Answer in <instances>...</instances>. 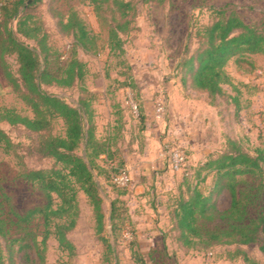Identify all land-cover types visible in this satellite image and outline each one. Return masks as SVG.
<instances>
[{
  "label": "rangeland",
  "instance_id": "rangeland-1",
  "mask_svg": "<svg viewBox=\"0 0 264 264\" xmlns=\"http://www.w3.org/2000/svg\"><path fill=\"white\" fill-rule=\"evenodd\" d=\"M125 1L133 2L135 10L129 17L130 31L122 35L123 54L110 51L100 20L88 3L44 0L30 12L42 21L48 35L53 69L67 62L74 43L71 35L61 31L59 14H66L67 18L70 11L76 12L98 40L97 51L78 50L79 59L86 65V91L80 85L45 89L74 107L79 106L81 99L90 100L95 135L110 144L111 157L105 155L96 161L108 172L97 169L95 174L104 201L106 235L116 248L114 264H245L228 261V251L233 249L229 247L185 251L176 240L177 234L167 229L172 226L174 198L185 190L184 178L196 184V171L209 155L223 152L229 139L240 141L249 152L264 148V55L231 59L225 68L231 83L223 86L224 94L215 100L184 86V70L177 69V64L186 45L190 44L191 53L198 48L197 39L189 38V34L214 20V8L236 12L245 22L254 24L264 19V0ZM27 43L36 45L34 41ZM8 62L17 74L16 56ZM0 108H13L32 116L8 84L1 65ZM0 128L15 144L9 152L0 151V200L4 202V216L16 221L14 213L25 214L45 204L43 194L20 178V162L37 170L59 166L35 151L37 134L6 123L0 124ZM53 133H64L61 120L54 122ZM175 152L186 157L179 170L173 167ZM78 153L83 155V151ZM117 169L126 170L128 177L122 188L112 181ZM205 175L203 172L202 177ZM245 179L252 185L256 182ZM212 183L210 175L201 187L208 193L207 187ZM78 200L77 226L68 235L76 247V256L61 252L56 239L51 237L45 252L46 264H108L103 261V244L96 235L92 207L83 192L78 194ZM113 201H117L115 206L120 214L116 223L122 225L116 245L110 220ZM263 203V199L255 200L248 211L249 218L261 213ZM218 204L225 208L228 197L222 194ZM29 228L40 242L43 220L34 218ZM10 235L19 238L23 234L12 226ZM131 243H135L134 250L142 262L133 258ZM245 250L264 264L257 245ZM15 264H38L35 252L23 250L17 254Z\"/></svg>",
  "mask_w": 264,
  "mask_h": 264
},
{
  "label": "trees",
  "instance_id": "trees-1",
  "mask_svg": "<svg viewBox=\"0 0 264 264\" xmlns=\"http://www.w3.org/2000/svg\"><path fill=\"white\" fill-rule=\"evenodd\" d=\"M29 1L0 0V65L8 84L31 110L32 116L23 115L13 108H0V124L22 126L37 134L35 151L41 157L52 159L59 168L37 170L20 162V178L43 194L45 204L25 214L14 213L16 221H13L4 216V202L0 200V264H15L17 254L23 250H33L38 264H46L45 252L51 237L56 239L61 252L75 257L76 247L68 235L77 226L80 192L85 194L92 207L96 235L103 244V261L114 264L117 260L116 248L106 235L104 201L95 174L97 169L103 170L97 165V159L105 155L111 157L110 144L101 142L95 135L94 111L90 100L81 99L79 106L74 107L45 89L80 85L86 91L83 87L86 65L79 59L78 50L97 51L98 40L87 30L76 12L70 11L67 18L66 14H59L61 31L71 35L74 43L67 62L53 69L48 35L42 21L30 13L44 0ZM65 1L93 6L110 51L124 53L122 35L130 31L129 17L135 10L133 2ZM213 14L215 18L209 25L189 34V38L197 39L198 48L191 53L190 44L186 45L177 69L184 70V86L189 85L193 91L215 100L224 94L223 86L231 83L225 69L231 59L244 60L247 56L264 55V19L249 24L236 12L228 13L222 8H214ZM27 41H34L36 45H30ZM12 56L17 59V74L13 73L8 62ZM56 120L63 122L62 135L53 133ZM14 147L9 135L0 128V151L9 152ZM79 151H83V155ZM203 172H206L204 177ZM125 173L126 170L117 169L116 174L112 175L115 186L120 188L115 178ZM210 175L213 183L207 187L209 191L206 193L201 185L207 182ZM248 177L256 181L254 185L245 179ZM196 178L198 182L193 184L185 177V190L174 198L170 231L177 234L179 246L185 251L229 247L233 248L228 251L229 262L261 264L250 256L245 247L257 245L264 256V203L258 216H248L255 200H264V148L249 152L240 141L229 139L223 152L208 156L196 171ZM222 194L229 199L225 208L218 204ZM116 203H112L110 216L115 245L122 231V225L116 223L120 219ZM36 217L43 220L40 242L29 228ZM12 226H17L23 235L11 238ZM134 246L135 243H131L132 256L142 262Z\"/></svg>",
  "mask_w": 264,
  "mask_h": 264
},
{
  "label": "built area",
  "instance_id": "built-area-1",
  "mask_svg": "<svg viewBox=\"0 0 264 264\" xmlns=\"http://www.w3.org/2000/svg\"><path fill=\"white\" fill-rule=\"evenodd\" d=\"M173 167L175 170H179L181 166H184L186 163V157L182 153L175 152L173 154ZM128 181V177L126 174H122L115 178V183H117L120 187L126 186Z\"/></svg>",
  "mask_w": 264,
  "mask_h": 264
},
{
  "label": "crops",
  "instance_id": "crops-1",
  "mask_svg": "<svg viewBox=\"0 0 264 264\" xmlns=\"http://www.w3.org/2000/svg\"><path fill=\"white\" fill-rule=\"evenodd\" d=\"M167 231L169 232V231H170V229H167Z\"/></svg>",
  "mask_w": 264,
  "mask_h": 264
},
{
  "label": "water",
  "instance_id": "water-1",
  "mask_svg": "<svg viewBox=\"0 0 264 264\" xmlns=\"http://www.w3.org/2000/svg\"><path fill=\"white\" fill-rule=\"evenodd\" d=\"M30 1H31V0H30ZM30 1H29V2H30Z\"/></svg>",
  "mask_w": 264,
  "mask_h": 264
}]
</instances>
